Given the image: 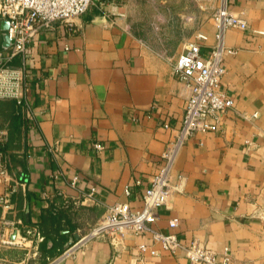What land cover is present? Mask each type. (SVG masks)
<instances>
[{"label":"crops","instance_id":"obj_1","mask_svg":"<svg viewBox=\"0 0 264 264\" xmlns=\"http://www.w3.org/2000/svg\"><path fill=\"white\" fill-rule=\"evenodd\" d=\"M101 4L107 12L91 9L71 25L56 21L38 31L28 47L27 106L0 98L7 133L0 151L16 183L0 217L20 220L33 240L31 247L5 243V232H14L0 227L1 264H46L94 227L108 204L141 208L170 137L164 125L179 124L187 103L173 60L198 32L207 35L204 53L215 43L209 17L219 0H164L158 27L134 15L142 0ZM228 6L248 23L223 37L232 51L221 85L234 107L216 130L196 131L180 149L174 171L186 175L184 190L158 209L154 226L218 254L226 247L232 264H264V34L256 32H264V0ZM21 64L18 56L11 61ZM5 188L0 182V193ZM141 242L151 241L127 233L114 246L96 237L57 264H190L166 251L142 253Z\"/></svg>","mask_w":264,"mask_h":264},{"label":"built area","instance_id":"obj_2","mask_svg":"<svg viewBox=\"0 0 264 264\" xmlns=\"http://www.w3.org/2000/svg\"><path fill=\"white\" fill-rule=\"evenodd\" d=\"M101 3L102 0H0V98H11L18 104H26L28 47L39 30L56 21L71 25L75 18L92 6L99 7ZM3 21L6 22L5 29L1 28ZM210 22L215 28V43L209 52L204 53L201 46L207 35L198 32L194 40L183 44L182 51L173 60V72L188 91L187 103L179 124L164 125L169 128L170 137L161 153L160 165L150 176L149 185L143 192L141 208L132 209L127 202L108 204L94 227L46 264H57L74 257L88 241L96 237H107L112 245H118L127 233L150 239V243L141 242L138 248L151 256L159 255L161 250L182 255L190 264H232L226 247L218 254L201 241L193 239L186 242L173 231L163 232L154 226L158 209L168 205L174 194L184 190L186 175L174 171L180 149L196 131L216 130V120L234 107V99L221 85L226 72L224 57L232 51L225 46L223 37L226 29L234 27L246 30L248 23L241 13L230 9L228 0H219ZM256 32L264 34L262 31ZM3 35H6L7 44L3 43ZM16 56L22 61L19 66L11 65ZM256 114L253 113L252 117ZM208 116L213 117L215 123H207ZM6 134L4 129H0V142L6 139ZM95 147L100 150L103 146L96 143ZM11 181L4 154L0 151V182L6 187L0 193V205L6 209L10 208V197L16 190V183L11 185ZM92 194L91 191L87 196L91 197ZM20 224V220L13 221L1 216L0 227L13 229L14 232L13 236L11 232H5L2 241L19 247H31L33 240L22 234ZM178 224L177 217L168 220L171 228H176ZM27 242L30 243L28 246Z\"/></svg>","mask_w":264,"mask_h":264},{"label":"rangeland","instance_id":"obj_3","mask_svg":"<svg viewBox=\"0 0 264 264\" xmlns=\"http://www.w3.org/2000/svg\"><path fill=\"white\" fill-rule=\"evenodd\" d=\"M164 5V0H142V5L140 6V9H133L134 15L141 17L143 19L146 20L147 24L144 26L148 27L149 23L148 20H152V22H155V25L158 23H163L164 19L163 17V12H161V6ZM102 4L99 7L96 6H92L89 10L91 9H100L103 10L105 12H107V10L104 9V7L102 8ZM88 10V11H89ZM109 14L111 12H108ZM210 18V17H209ZM158 24L156 25L158 27ZM169 30H172V26L171 24L168 25ZM172 40H169L168 43L172 44Z\"/></svg>","mask_w":264,"mask_h":264},{"label":"water","instance_id":"obj_4","mask_svg":"<svg viewBox=\"0 0 264 264\" xmlns=\"http://www.w3.org/2000/svg\"><path fill=\"white\" fill-rule=\"evenodd\" d=\"M1 28H2V29H5V28H6V22L3 21V22L1 23ZM3 38H4V42H3V43H4V44H7V38H6V35H3Z\"/></svg>","mask_w":264,"mask_h":264}]
</instances>
